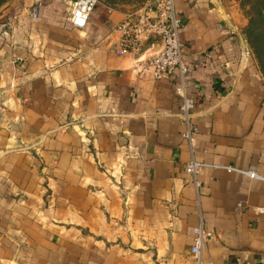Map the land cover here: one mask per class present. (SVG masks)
<instances>
[{
  "label": "crops",
  "instance_id": "0c3cea01",
  "mask_svg": "<svg viewBox=\"0 0 264 264\" xmlns=\"http://www.w3.org/2000/svg\"><path fill=\"white\" fill-rule=\"evenodd\" d=\"M48 3L2 14L0 264H198L199 226L201 264H264V182L221 169L264 178V89L218 1L175 0L191 144L177 74L115 54L125 12L99 6L78 32Z\"/></svg>",
  "mask_w": 264,
  "mask_h": 264
},
{
  "label": "built area",
  "instance_id": "2783aa9c",
  "mask_svg": "<svg viewBox=\"0 0 264 264\" xmlns=\"http://www.w3.org/2000/svg\"><path fill=\"white\" fill-rule=\"evenodd\" d=\"M68 7V22L71 28L81 32L85 30L88 22L100 3L97 0H63ZM39 6H34L30 18L36 20L39 16ZM181 19L175 10V0H147L143 7L128 13L116 25L110 28V34L115 36V54L131 56L136 62L151 68L153 79L160 81L175 72L178 78L176 95L180 100L179 117L186 127L183 138L192 143L190 131V117L194 112V101L185 92L187 67L182 58V45L179 40ZM159 46L146 61H141L144 54L151 48ZM203 164L191 160L185 167V172L190 176L194 187L198 189L199 172L205 168ZM226 172L237 173L250 180L264 182V178L253 171L236 170L234 168H221ZM261 213L262 211L259 210ZM194 240L190 249L192 257L201 264L200 256L206 242L212 240L214 235L205 231L202 226L193 230ZM238 264H243L239 263Z\"/></svg>",
  "mask_w": 264,
  "mask_h": 264
},
{
  "label": "rangeland",
  "instance_id": "374dc122",
  "mask_svg": "<svg viewBox=\"0 0 264 264\" xmlns=\"http://www.w3.org/2000/svg\"><path fill=\"white\" fill-rule=\"evenodd\" d=\"M49 0H39L32 6L29 0H0V25L13 14L2 16L5 10H21L29 6L32 9L40 4L48 5ZM100 7L106 10L123 11L126 14L140 10L147 0H97ZM232 26L236 28L239 38L249 54V65L260 75L264 89V0H217ZM257 52V56L254 55Z\"/></svg>",
  "mask_w": 264,
  "mask_h": 264
},
{
  "label": "trees",
  "instance_id": "16d2710c",
  "mask_svg": "<svg viewBox=\"0 0 264 264\" xmlns=\"http://www.w3.org/2000/svg\"><path fill=\"white\" fill-rule=\"evenodd\" d=\"M254 55L257 56L258 55L257 52H254ZM257 57H259V56H257Z\"/></svg>",
  "mask_w": 264,
  "mask_h": 264
}]
</instances>
